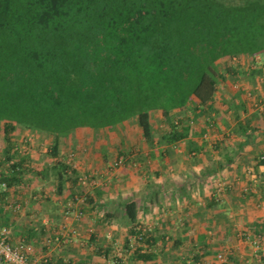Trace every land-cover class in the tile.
<instances>
[{
    "label": "crops",
    "instance_id": "0c3cea01",
    "mask_svg": "<svg viewBox=\"0 0 264 264\" xmlns=\"http://www.w3.org/2000/svg\"><path fill=\"white\" fill-rule=\"evenodd\" d=\"M241 54L221 59L207 105L193 97L184 109H153L150 138L133 116L61 135L36 131L53 137L31 147L18 125L19 180L0 187V226H11L13 243L32 246L28 264H221L219 254L224 264H264V58ZM41 144L51 146L47 160ZM6 146L0 126V171ZM86 174L96 183L82 184ZM131 200L135 223L126 214ZM138 224L150 227V251L135 240Z\"/></svg>",
    "mask_w": 264,
    "mask_h": 264
},
{
    "label": "trees",
    "instance_id": "16d2710c",
    "mask_svg": "<svg viewBox=\"0 0 264 264\" xmlns=\"http://www.w3.org/2000/svg\"><path fill=\"white\" fill-rule=\"evenodd\" d=\"M260 51L264 0H0V126L9 162L0 181L19 180L18 125L61 135L136 116L150 138L153 109H184L193 97L207 105L221 59ZM125 207L135 223V201Z\"/></svg>",
    "mask_w": 264,
    "mask_h": 264
},
{
    "label": "built area",
    "instance_id": "2783aa9c",
    "mask_svg": "<svg viewBox=\"0 0 264 264\" xmlns=\"http://www.w3.org/2000/svg\"><path fill=\"white\" fill-rule=\"evenodd\" d=\"M244 55H233L230 59L235 61L239 60ZM255 58H259L258 55L254 54ZM259 103H264V99L261 98ZM69 159L66 160L68 164H71L72 158L71 156L68 157ZM261 159H264V154L260 156ZM125 156L121 155L116 159L115 165H120L124 162ZM11 161L10 163H12ZM79 180L82 184L86 185L87 183L94 184L96 183V178L94 176L81 175L79 176ZM222 186V184H220ZM0 187L3 189H7V183L0 181ZM84 198H82L83 200ZM13 209L17 210L20 208L19 203H15L12 205ZM152 227V226H151ZM150 230V227L146 225L138 224L136 226V233L134 235L136 242L143 243V251H150L153 246L148 245L146 243L147 240V231ZM76 229L73 230V233H76ZM10 233H11V226L10 225H2L0 226V264H28L29 252L32 250V246L29 244L20 242V243H13L10 240ZM246 239L251 243L258 244L259 240L254 238L253 236L246 235ZM54 239L52 237H47L46 239V246L51 248ZM218 258L221 264H224L225 257L223 254H219ZM33 264H49V257H44L43 260L33 263ZM67 264H72L68 262Z\"/></svg>",
    "mask_w": 264,
    "mask_h": 264
},
{
    "label": "rangeland",
    "instance_id": "374dc122",
    "mask_svg": "<svg viewBox=\"0 0 264 264\" xmlns=\"http://www.w3.org/2000/svg\"><path fill=\"white\" fill-rule=\"evenodd\" d=\"M245 53V52H244ZM258 54L260 53L261 54V56L260 57H262V58H264V51H260V52H257ZM241 55V53H236V54H234V55ZM256 54V53H255ZM223 59V58H222ZM221 66H223V67H225V65H221ZM102 128V127H101ZM26 129V128H25ZM24 128H23V130L22 131H26V133L24 132V137H27L28 139H27V143H26V145H30L31 147L33 146L31 143H32V141H33V144H34V140H35V138L36 137H40L41 135H37V132L36 131H34V130H31V129H26L25 130ZM84 134V133H83ZM23 135V134H22ZM21 135V136H22ZM53 137V135H47V136H41L40 137V140H41V142L43 143H45V144H47V141H51L52 138ZM33 139V140H32ZM20 143H22V144H24L25 142L24 141H20ZM42 146H43V144H41ZM23 147H24V145H23ZM36 148H38V147H36ZM51 146H46V148H44V146H43V148L42 149H38V151H39V153H44V152H46V153H48V155H45V160H47V156H49V157H51V153H52V151H51ZM218 263H220V260L218 261Z\"/></svg>",
    "mask_w": 264,
    "mask_h": 264
}]
</instances>
